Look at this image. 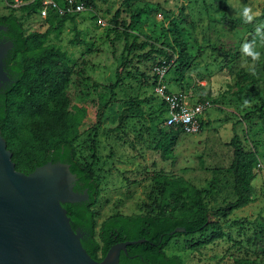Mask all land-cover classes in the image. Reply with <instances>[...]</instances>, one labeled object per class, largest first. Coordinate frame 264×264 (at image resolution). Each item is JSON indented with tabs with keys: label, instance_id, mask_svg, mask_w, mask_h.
Here are the masks:
<instances>
[{
	"label": "rangeland",
	"instance_id": "obj_1",
	"mask_svg": "<svg viewBox=\"0 0 264 264\" xmlns=\"http://www.w3.org/2000/svg\"><path fill=\"white\" fill-rule=\"evenodd\" d=\"M7 2L0 0V17L9 13ZM217 2L97 1L75 14L62 35H51L47 43L72 60L84 54L87 58L84 74L72 76L66 91L70 104L86 112L78 124L77 158L93 163L101 179L96 226L116 213L146 212L145 207L161 194L155 179L181 176L201 191L214 225L199 234L172 238L166 254L179 256L184 264H264V125L252 117L253 107L264 98V19L224 27L218 22ZM225 4L230 18L252 19L263 9V0H225ZM15 13L26 33L46 29L36 14ZM133 13L137 16L128 42L135 40L137 49L128 54L122 32ZM72 25L81 30L79 46L69 44ZM180 48L189 61L181 76L171 66L178 64ZM124 58L129 63L121 66ZM161 62L169 63L168 92L190 91L191 102L208 104L200 133H169L164 125L163 107L153 87V68ZM117 74L121 84L112 93L106 86L116 81ZM105 102L109 106L94 138L92 159L94 114ZM118 125L119 131H109ZM234 133L251 157L246 174L253 200L215 218L214 210L236 198L229 144Z\"/></svg>",
	"mask_w": 264,
	"mask_h": 264
},
{
	"label": "trees",
	"instance_id": "obj_2",
	"mask_svg": "<svg viewBox=\"0 0 264 264\" xmlns=\"http://www.w3.org/2000/svg\"><path fill=\"white\" fill-rule=\"evenodd\" d=\"M53 1L59 5L64 2ZM80 1L89 8L94 7L95 2L103 0ZM216 7L219 12L218 22L230 29L248 26L264 19V0L262 13L252 19L246 16L230 18L225 0H218ZM40 8L41 0H35L16 9L8 8L9 13L0 17V26L6 28V32L0 34L12 42V47L4 58V70L12 83L0 88V134L6 142V149L11 153L15 170L28 174L47 162L69 165L70 171L77 176L73 190L82 193L86 189L88 199L79 203H64L62 207L66 210L72 229L86 232L81 244L92 259L101 261L108 249L117 242L144 240L127 246L126 252L120 253L118 264H184L179 256L167 255L165 252L172 238L199 234L214 224L210 220L201 191L181 176H172L168 180L155 179L161 194L145 207L146 212L134 215L116 213L96 226L95 206L100 195L101 179L93 163H81L77 158L75 141L79 135L78 124L86 112L70 104L66 91L72 76L84 74L87 58L84 54L72 60L65 51L47 43L51 35H62L65 24L72 23L75 14L59 15L55 10L48 9L47 16L42 19L46 29L43 32L35 30L26 33L15 11L31 16ZM135 16L136 13L130 16V21L126 26L124 24L122 32L124 50L128 54L137 49L135 40L128 42V32L134 26ZM72 31L73 37L69 44L81 45V30L72 25ZM144 47L142 44L141 48ZM178 57V64L172 63L171 66L181 76L183 68L189 65L184 48H180ZM128 63L129 60L124 58L121 66ZM167 63L165 62L166 66L169 64ZM120 84L121 79L117 74L116 81L106 87L113 93ZM108 106L109 102H105L94 114L92 159L95 157L94 138L98 136L102 126L101 117ZM71 108L76 111L72 113ZM162 112L164 120V111ZM252 117L264 125V98L253 107ZM119 120L121 121V115ZM119 129L120 125L109 131ZM168 129L169 133L181 132L177 127ZM229 144L233 149L230 169L236 198L223 208L214 210L212 214L215 218L224 217L253 200L252 187L246 174V163L251 157L246 156L235 133ZM178 227L184 228L185 232L171 234Z\"/></svg>",
	"mask_w": 264,
	"mask_h": 264
},
{
	"label": "water",
	"instance_id": "obj_3",
	"mask_svg": "<svg viewBox=\"0 0 264 264\" xmlns=\"http://www.w3.org/2000/svg\"><path fill=\"white\" fill-rule=\"evenodd\" d=\"M11 47V41L0 42V88L12 83L4 70ZM76 181L61 162H47L28 174L15 170L0 134V264H118L127 246L144 241L117 242L101 261L92 259L82 247L83 233L72 229L62 207L88 199L86 189L73 190ZM178 232L185 229L171 234Z\"/></svg>",
	"mask_w": 264,
	"mask_h": 264
},
{
	"label": "built area",
	"instance_id": "obj_4",
	"mask_svg": "<svg viewBox=\"0 0 264 264\" xmlns=\"http://www.w3.org/2000/svg\"><path fill=\"white\" fill-rule=\"evenodd\" d=\"M35 0H9L8 7L12 9L31 4ZM53 9L59 15L79 14L85 10V6L80 0H64L62 5L53 0H41V8L37 9L36 15L40 19L47 16V10ZM154 74V95L163 104L164 125L167 128L177 127L185 134H198L202 130V125L206 121L205 111L208 109L207 103H190L189 93L168 92L165 84L167 67L165 62L157 63L153 68Z\"/></svg>",
	"mask_w": 264,
	"mask_h": 264
},
{
	"label": "flooded vegetation",
	"instance_id": "obj_5",
	"mask_svg": "<svg viewBox=\"0 0 264 264\" xmlns=\"http://www.w3.org/2000/svg\"><path fill=\"white\" fill-rule=\"evenodd\" d=\"M0 27H2V26H0ZM1 32H6V28H5L4 30H3V29H0V33H1ZM7 41H10V40L6 39V37H5L4 35H1V34H0V42L5 43V42H7ZM83 191H84V190H83ZM76 230L82 232V233H83V237H84V235L86 234L85 231H82V230H79V229H76Z\"/></svg>",
	"mask_w": 264,
	"mask_h": 264
},
{
	"label": "crops",
	"instance_id": "obj_6",
	"mask_svg": "<svg viewBox=\"0 0 264 264\" xmlns=\"http://www.w3.org/2000/svg\"><path fill=\"white\" fill-rule=\"evenodd\" d=\"M178 92H179V91H178ZM183 92H184V91H183ZM187 93L190 94V95H189V98L192 97V93H191L190 91H188ZM189 102H190V103H193V102L190 101V99H189ZM205 116H206V114H205Z\"/></svg>",
	"mask_w": 264,
	"mask_h": 264
}]
</instances>
